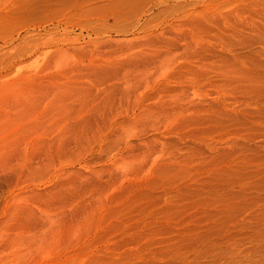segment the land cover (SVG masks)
Wrapping results in <instances>:
<instances>
[{
    "label": "rangeland",
    "instance_id": "1",
    "mask_svg": "<svg viewBox=\"0 0 264 264\" xmlns=\"http://www.w3.org/2000/svg\"><path fill=\"white\" fill-rule=\"evenodd\" d=\"M264 0H0V264H263Z\"/></svg>",
    "mask_w": 264,
    "mask_h": 264
},
{
    "label": "bare ground",
    "instance_id": "2",
    "mask_svg": "<svg viewBox=\"0 0 264 264\" xmlns=\"http://www.w3.org/2000/svg\"><path fill=\"white\" fill-rule=\"evenodd\" d=\"M263 263V262H262ZM264 264V263H263Z\"/></svg>",
    "mask_w": 264,
    "mask_h": 264
}]
</instances>
